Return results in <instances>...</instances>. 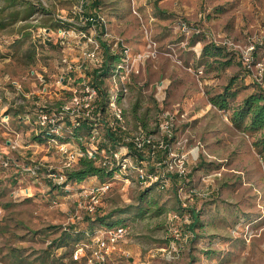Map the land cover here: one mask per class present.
<instances>
[{
  "label": "rangeland",
  "instance_id": "1",
  "mask_svg": "<svg viewBox=\"0 0 264 264\" xmlns=\"http://www.w3.org/2000/svg\"><path fill=\"white\" fill-rule=\"evenodd\" d=\"M23 1L34 6L26 18L24 2L4 9L6 1L0 0L6 23L0 28V264H43L39 258L49 253L44 264L59 256L67 263L74 248H49L51 240L63 229L90 232L88 228L101 226L95 217L109 213L108 221L122 219L118 225L126 227L127 236L106 264H264V151L255 145L260 133L235 128L231 112L209 101L235 76L239 103L257 86L264 89V72L259 83L236 60L216 69L206 67L202 57L210 39L227 37L241 46L255 43V61L264 66V0H102L107 35H91L112 54H119L121 46L128 50L119 95L128 129L141 126L157 139L160 124L173 116L175 139L184 143L190 182L182 193L202 225L194 227L193 237L176 241L170 218L178 204L172 189L152 188L147 197L154 195L156 203H140L144 188L135 175L112 177L95 213L87 214L79 204L83 192L99 184L97 178L49 186L46 170L66 171L64 157L55 147L48 150L44 141L39 148L30 147L33 128L19 115L32 117L39 104L68 101L71 88L82 87L79 79L92 78L87 74L94 66L79 68V47L90 44L85 38L70 36L65 48L56 41L58 20L73 29L84 26L75 13L81 0ZM9 12H17L14 19ZM48 27L56 45H42L37 35ZM104 55L102 49L103 60ZM63 57L74 66L69 74ZM252 72L257 74L255 66ZM111 74L103 78L105 91L112 87ZM62 77L67 80L61 82ZM14 141L18 147H12ZM171 146L180 151L175 141ZM33 166L39 167L35 173ZM141 207L144 213L138 215ZM89 241L85 233L74 246ZM84 254L77 259L83 264Z\"/></svg>",
  "mask_w": 264,
  "mask_h": 264
},
{
  "label": "built area",
  "instance_id": "2",
  "mask_svg": "<svg viewBox=\"0 0 264 264\" xmlns=\"http://www.w3.org/2000/svg\"><path fill=\"white\" fill-rule=\"evenodd\" d=\"M82 7V1L79 6L75 9V13L80 15L79 22H82L84 26L89 22L90 26L88 29H84V26L73 29L70 27H59L56 30V39L60 42L62 47H70V44H65L66 38L73 36L78 38H85L86 42L90 44H83L79 47L78 62L79 68L85 67L86 64H91L94 68L99 69L103 65L102 47L99 41L91 35L92 32L100 31L101 27L104 28V32L101 34L107 35V22L100 9L92 10L89 14L85 15ZM182 29H186V24H181ZM37 35L41 37L42 42L50 40V33L48 29L38 30ZM215 43L226 47L228 50L236 52L242 64L250 70V75L256 82H261V78L264 72V66L261 62H254V56L256 51V44L248 42L244 46L234 43L229 38H224L220 41L212 39ZM118 45V44H116ZM80 46V45H79ZM120 54L122 58L118 62L115 68L112 70L111 79L112 87L106 91L105 111L109 113L107 126L112 130H121V144L117 150L112 153H106L98 151L96 142L99 139V132L96 128H92L90 136L86 141V149L82 151L79 148L72 149L70 142H60L57 136L61 135L65 127V117H69L74 125H78L77 118L84 115L89 118L93 117V112L98 108L99 94L97 88L81 81V88L72 87L71 96L68 101L62 103L59 106H47L45 104H39L36 106V118L32 121L33 125L36 126V131L47 130L53 137L47 140V149L55 147L64 157L62 167L68 169L78 161L82 155H87L89 158L96 160V164L100 166H107L108 168L114 169L113 178H128V174H133L137 179L140 180L141 185H150L159 181L161 176L169 173H176L181 178H186L188 174V157L187 153L182 150L183 141L175 140L180 145L177 146L176 151L170 146L169 159L167 163L161 167L160 162L156 161V146L163 147L162 135L173 134V116H169L163 120L160 124L162 135L156 139V135L146 131L141 126L134 131H130L127 126L125 114L123 108L119 104V95L123 91L122 79L120 74L124 70L126 63L129 61L128 50L124 47H120ZM62 64L67 69V73L74 69V66L70 64L66 57L61 59ZM124 65V66H123ZM256 67L257 74L252 72V68ZM122 78V76H121ZM121 80V81H120ZM99 115V114H98ZM7 117V116H6ZM26 120L29 121V115H26ZM123 143V144H122ZM128 144L136 148L138 152L142 154V159L135 161L131 156L128 155ZM172 145V144H171ZM13 147H18L17 141L12 143ZM196 144V149H197ZM192 151V150H191ZM149 160L152 161L153 166H160L158 172L148 173L147 165ZM39 167L33 166L30 168L32 173H35ZM63 171H57L52 166H49L45 172V175L49 177L54 183L62 185L65 181V175ZM187 181V180H186ZM110 181L106 180L97 185L92 186L89 190H85V200L82 201L79 206H82L87 214H93L100 205V201L104 193L109 189ZM169 181L166 180L160 183V187H168ZM183 189L178 190V196L182 201V206L185 208L188 196L182 193ZM183 194V197L181 196ZM171 225H175L171 228L173 240L187 239L191 236L190 232L183 233L181 231V225L189 222L187 214L183 216L177 215L176 213L171 214ZM179 223V224H177ZM86 236L89 237V242H79L75 245L73 250V259L77 260L85 253V249L88 248V255H85V264H106L110 252H112L118 244L123 241L127 236V230L124 225H117L112 227H99L91 232H86Z\"/></svg>",
  "mask_w": 264,
  "mask_h": 264
},
{
  "label": "trees",
  "instance_id": "3",
  "mask_svg": "<svg viewBox=\"0 0 264 264\" xmlns=\"http://www.w3.org/2000/svg\"><path fill=\"white\" fill-rule=\"evenodd\" d=\"M6 3L4 5L5 8H10L12 5H16L17 3L24 2L23 0H5ZM102 0H91L90 3L83 0L82 1V7L84 10V14H89L92 10H101L102 6ZM23 17L26 18L32 14L34 11V6L30 4L29 1L23 3ZM86 6H88L86 8ZM17 13V12H14ZM14 13L9 12V16H13L12 19H14ZM11 18V17H10ZM5 17L0 16V28H3L6 23L3 22ZM72 24L64 22L62 20H58L56 23V30L59 27H70ZM90 26V23L87 22L86 26H84V29H88ZM46 28V27H45ZM79 28V27H78ZM49 31H51V27H48ZM104 32V28L101 27L100 33ZM56 41H58L56 39ZM42 45L51 46L56 45L51 40H45L42 42ZM59 43V42H58ZM102 49H104V61L101 68L96 69L93 68L91 72H89L87 75L91 76L92 78L86 81L85 78L79 79L80 81H84L87 84L97 88L98 94H99V107L96 108L95 112L93 113L94 118H89L84 115H81L77 118V121L79 122L78 125H74L73 121L69 117H65V127L61 135L57 136L58 140L60 142H74L76 143L82 151H85V143L88 140V137L90 136V132L92 128H96L99 132V139L96 142L98 151L106 152V153H112L114 150H117L118 146L121 144V137L119 136L121 134V130H112L107 126V119H108V113L105 111V103L104 99H106V91L102 88L103 84V78L115 68L116 64L120 62L122 58V54H112L108 51L107 45L102 42L101 44ZM256 53V51H255ZM202 57H204L206 60L205 66L206 67H212V65H215L216 69H223L231 64H233V61L236 60L237 64L240 65V67L249 74L250 70L246 68L239 57V55L231 50H228L226 47L221 46L217 43H215L212 39H210L209 43L205 44L202 50ZM208 59H212V61H208ZM254 62H255V56H254ZM236 82V77L231 76L227 82V84L224 85L222 90L218 93L213 94L210 96L209 101L212 105H214L218 110L223 111H230V120L232 122V125L240 130L249 132V133H260L259 137L257 138L255 145L259 147L260 151H264V89L260 86H257L254 88L252 92L244 96L241 101L237 104H235V99L239 92V87H234V84ZM71 95V92L69 93ZM20 112H18L19 114ZM99 114V115H98ZM29 115V114H26ZM26 115H19V119L24 121V123L27 122ZM30 117V116H29ZM31 118V117H30ZM27 126L33 128V133L36 132V126L33 125V123H27ZM53 137V135L49 134L47 130H38L34 134V139H37V141L43 140L44 142L47 141L49 138ZM163 140V147L159 148L156 146V161L160 162V166L163 167L167 160L169 159V149L171 144L176 140L175 139V133L172 135H162ZM123 144V143H122ZM128 155L131 156L135 161H138L139 159H142V154L137 151L136 148H133L132 145L128 144ZM160 166H153L152 161L149 160V163L147 165V172L148 173H154L155 171L158 172V169H160ZM115 168H108L107 166H100L96 164V160L93 158L87 157V155H82L79 157L78 161L73 165V167L66 169V171H63L62 174L65 175V181L61 186L55 185L56 183L52 182L50 179V187L54 186L56 187H62L65 184H67L70 181L75 182H81L84 179L88 177H95L99 180V183L111 180L113 177ZM187 174L186 178H181L176 173H169L164 176H161L159 181L150 185H144L143 190L139 193V202L140 203H156L155 197L150 196V198L147 197V191H149L152 188H155L159 191H165L168 189H172L174 193V197L176 198V202L178 206L175 208L172 213H176L177 215L183 216L184 214H187L189 217V222L185 223L184 226H186V229L182 228L181 231L183 233L190 232L191 236H194V227L197 225H202L201 222H199V219L197 218V212L195 208H189L182 206V201L178 196V190L182 188L183 190H186L189 188V182L190 177ZM128 177L133 176V174H128ZM166 180L169 181L168 187H160V183L165 182ZM187 180V181H186ZM138 184H141L140 180L137 179ZM188 191V190H186ZM192 195V194H191ZM143 207L138 209V215H142L144 212ZM162 208H159L158 211H160ZM120 213L123 212V210L118 209ZM95 213V212H94ZM112 213L106 214V215H100L96 216L95 219L99 224L100 227H112L116 224L121 222L120 219L115 221H108V219L111 217ZM99 228V227H97ZM89 231H93L96 228H88ZM88 231V230H87ZM87 231L84 232V230H74L72 229H63L60 231L58 236H56L53 240H51V244L49 245V248H59V247H73L74 243L78 240H80L83 237V234H85ZM74 250V249H73ZM16 258V257H15ZM50 258V253L47 254L45 257L41 256V261H43V264L45 263L46 259ZM50 264H83L79 260L71 259L67 263L63 262V256H59L58 258L52 257L50 259ZM32 264V262L28 263Z\"/></svg>",
  "mask_w": 264,
  "mask_h": 264
},
{
  "label": "crops",
  "instance_id": "4",
  "mask_svg": "<svg viewBox=\"0 0 264 264\" xmlns=\"http://www.w3.org/2000/svg\"><path fill=\"white\" fill-rule=\"evenodd\" d=\"M81 1H83V0H81ZM80 1V2H81ZM48 31H49V29H48ZM98 33H100V31L98 30L97 31ZM101 34V33H100ZM104 50V49H103ZM65 80H67V79H64L63 77L61 78V82H63V81H65ZM71 96V95H70ZM36 103H37V101H35ZM62 104V103H61ZM61 104H59V105H61ZM59 105H57V106H59ZM36 107H34V111L32 112V117L30 118V120L29 121H27L26 122V124L27 123H32V121L36 118ZM94 112H95V110H94ZM93 112V113H94ZM37 132V131H36ZM36 132H34L33 133V135L36 133ZM47 141H45L44 143H46ZM43 143V140H40V141H37V139H33L32 140V142H31V145L32 146H30V147H36V148H39V147H37V146H40L41 144ZM13 147V146H12ZM16 149V148H15ZM28 154V153H27ZM61 155V154H60Z\"/></svg>",
  "mask_w": 264,
  "mask_h": 264
}]
</instances>
